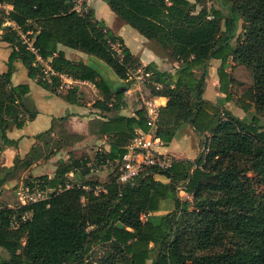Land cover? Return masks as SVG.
Masks as SVG:
<instances>
[{"label":"trees","instance_id":"16d2710c","mask_svg":"<svg viewBox=\"0 0 264 264\" xmlns=\"http://www.w3.org/2000/svg\"><path fill=\"white\" fill-rule=\"evenodd\" d=\"M103 1L179 66L173 71L141 66L122 36L96 18L85 1L78 6L77 0H0L11 5L0 8V40L11 47L7 68L0 72V150L16 143L6 131L23 127L37 113L26 99L28 82H11L15 61L52 93L59 94L64 76L101 91L92 106H121L127 87L111 88L87 62L67 58L57 47L61 44L103 60L124 82L137 68L150 72L151 95L167 98L155 123L161 143L167 145L178 126L188 123L204 136L207 151L194 159L170 158L167 167H148L133 183H121L117 175L125 147L135 128L147 129L143 107L133 115L89 120L90 133L111 138L110 150L96 159L112 160L115 175L98 190L90 181L66 186L67 173L81 180L90 171L87 159L70 157L58 161L52 177H33L61 187L49 199L18 210L0 203V247L8 253L0 264H264V0H217L209 9H196L198 0ZM236 21L241 30L233 33ZM212 58L220 60L216 76L224 97L218 101L233 100L235 86L236 102L249 118L202 98ZM63 97L81 103L75 84ZM65 119L54 118L47 132L68 144L77 137L66 132ZM10 173L0 165V191ZM166 200L173 208L157 213ZM25 210L31 217L13 228L11 216ZM96 245L105 251L94 261L88 257Z\"/></svg>","mask_w":264,"mask_h":264},{"label":"crops","instance_id":"0c3cea01","mask_svg":"<svg viewBox=\"0 0 264 264\" xmlns=\"http://www.w3.org/2000/svg\"><path fill=\"white\" fill-rule=\"evenodd\" d=\"M83 1H85L87 6L93 8L96 18H99L97 16V7L102 9L106 8V2L104 3L103 0ZM9 9H11V5L7 4L6 10ZM114 18H116V15ZM6 24L15 27L14 23L11 21H7ZM127 26L129 25L121 21V23L115 28L114 32L122 36L129 50L139 59L141 66H146L151 63L161 71H173L179 66V63L170 58L167 53L158 50L152 41H149L131 26L132 29ZM57 47L71 60H81L86 62L90 58L87 54L70 47L61 44H58ZM10 51L11 47L9 44L0 40V72L5 71L7 68L6 60ZM219 63V59L212 58L209 60L208 72L203 84L202 98L213 103H216L218 99L224 97V94L219 91L218 79L216 76V69ZM131 77L132 76H130L129 80L125 82L118 77L112 79V83L110 84L111 88L115 89L118 86L127 87L121 99V106L117 109L101 110L92 106V103L97 99H101L102 96L87 87L86 81L63 77L64 82L66 81L68 84H75L78 86L79 97L82 96L81 92H83L86 97L85 102L80 98V104L71 103L63 97L66 89L59 90V94H55L42 88L36 84L33 79L28 77L25 66L20 61H15L11 82L12 84L28 82L30 90L26 95V99L27 102L31 103L32 108L36 109L37 113L34 119L28 121L23 127H11L6 131L7 137L14 140L16 143L10 146H3L0 150V165L11 170V173L7 175L1 187L0 201L2 200L4 191L8 190L9 187L17 181L22 183V178L25 175L36 177L37 175L47 173L48 177H52L58 161L60 159L67 161L66 158L68 154H66V151H63L65 148H68L67 150L83 148L90 154L89 149L85 146L90 142H95L96 144H100V147L97 148L98 150L101 152H108L111 148L110 136L104 135L100 137L94 133H90L88 130V122L93 118L107 119L115 113L133 115L135 111L140 108L139 106L131 108L133 100L129 93L134 90L135 87L139 86V82L135 81L136 84H134V82L131 81ZM87 98L92 99L88 100ZM150 98L159 103L160 106L165 105L167 100L165 96H154L151 94ZM63 116H66V119L62 122L66 132L73 137H77V139L72 141L69 139L68 144H63L54 131L47 132L52 125V120ZM55 124H61V121L57 120ZM63 130L64 129H61V133L65 134ZM177 133L179 134V130H176L175 136L167 145L160 144L161 146H156V152L163 155H175V151H177L176 146L181 141L176 137ZM50 137L59 140L62 143L58 153L56 152L47 158L39 156L37 152H39V149L45 145L46 139ZM56 160L57 163L54 162ZM45 161L52 165L53 168L51 173L44 171L45 166L43 163H45ZM4 185H6V187H4ZM7 205L9 206L12 204Z\"/></svg>","mask_w":264,"mask_h":264},{"label":"rangeland","instance_id":"374dc122","mask_svg":"<svg viewBox=\"0 0 264 264\" xmlns=\"http://www.w3.org/2000/svg\"><path fill=\"white\" fill-rule=\"evenodd\" d=\"M82 1L83 0H77L78 6L81 5ZM190 1L194 2L195 0H190ZM198 1L199 2L196 4V9H199L202 5H205L207 9L217 6V0H198ZM105 7L106 8H103V9L97 7V16L99 17V19L104 20L105 23L109 27H111V29L114 31L115 28L121 23V20L118 19L117 17L114 18L115 17L114 12L107 6L106 3H105ZM127 27H130V26H127ZM221 27L224 28L222 23H221ZM240 30H241L240 22H238V29L236 32H239ZM232 44L233 45L236 44V39H233ZM157 49L160 50L159 48ZM89 57H90L89 60L86 62L99 73L101 78H103L108 84H111L112 79L117 77L113 69L109 65H107L103 60L99 59L98 57H95V56H89ZM208 67H209V64H208ZM207 72H208V68H207ZM147 80L148 79H146V81L142 80L139 83V86L135 87L134 90H132L129 93V95L132 97V100H133V105L131 106V108L138 107V106L143 107L144 101L150 98V94H151L150 92L152 89L151 85H153L154 83H151L149 81L147 82ZM131 81H133L134 84H136L135 81L137 80H135L134 77L132 76ZM86 82H87L86 84L87 87L92 89V91H96L102 96L101 91L96 86H94L89 81H86ZM64 89H66L65 86L61 88V90H64ZM231 91L233 92L234 99L231 101L222 102V103L218 101L219 105H222V108L228 109L237 117L249 118L250 114L245 113L239 107L238 103L236 102V99L238 97V94H236V87L233 86L231 88ZM81 95L82 96L80 98L82 99L83 102H85L86 97L84 96V93L81 92ZM90 99L92 98H89L88 100ZM29 105L30 107H32L31 103H29ZM260 120L261 122H264V115L260 116ZM177 130H179V134L177 133L176 137H178L179 140H181L179 144L176 146L177 151H175V155L167 154L165 156L170 157V158H178V157H186V158H191V159L196 158L199 155V153L202 151L204 136L201 133L196 132L188 123L180 124ZM47 139L45 141V145L39 149V152H37L39 156H44L45 158L49 157L50 155L56 152L58 153L59 148L62 145V143L59 140L53 139L52 137L47 138ZM85 147L89 149L90 154L83 148L81 149L77 148L75 150H67L68 148L63 149V151H66L67 152L66 154H68L66 158L67 161L70 159V157L76 158V159L80 157L81 160L87 159V164H86L87 166L89 165L94 166V163L96 162L95 155L101 152L100 150L97 149L98 147H100V144H96L95 142H90ZM54 162L57 163V160ZM41 164H38V165H41ZM43 164L45 166L44 171L51 173L52 168H53L52 165L46 161ZM116 170H117V167L113 165L109 167H101V168L89 171L87 175L83 177V179L81 180L76 179L75 176L77 173H74V172L67 173L65 176L67 178V182L70 185H73V184L80 185L82 183L90 181V182L96 183L95 189L98 190L103 187L104 183L108 180L109 175H115ZM43 175L48 177L47 173L40 174L37 176H43ZM33 177L35 176L25 175L22 178V183L30 184L33 180ZM20 184L21 183L17 181L15 184L11 185L8 190L4 191L3 197L0 203L6 206H8L7 204L15 205L17 203V199H15L16 190ZM4 187H6V185H4ZM85 188H89V186H85ZM178 195L181 198L190 199L189 195H186L184 192L180 190H178ZM172 208H173V202L171 200H166L163 204V209L159 210L157 213H165L171 210ZM104 251H105L104 247H101L100 245H96L92 248L91 252L89 253L88 259L95 261L100 256L104 255ZM0 256L5 259L8 257V253L6 252V250L1 247H0Z\"/></svg>","mask_w":264,"mask_h":264},{"label":"built area","instance_id":"2783aa9c","mask_svg":"<svg viewBox=\"0 0 264 264\" xmlns=\"http://www.w3.org/2000/svg\"><path fill=\"white\" fill-rule=\"evenodd\" d=\"M0 8L6 10L7 4L0 3ZM29 48L35 52L36 49L31 45V40L27 39ZM37 59L48 68L47 62L44 61L40 55L37 54ZM150 72L143 71L141 68H137L132 72V76L139 83L150 76ZM64 77V76H63ZM64 82V78H63ZM68 84L64 82V86L67 88ZM159 85H157L158 87ZM160 104L148 98L144 101L143 109L146 120L147 129L140 128L134 129V135L125 147V152L122 156L119 166V173L117 180L121 183H133L137 177H139L148 167L157 166L159 168H165L170 164V157L156 152L155 147L161 144L158 136L155 134L156 120L158 118ZM202 151H207V147L203 146ZM94 166L90 165V170L98 169L101 167H109L114 163L110 159H95ZM66 186H70L66 182ZM60 185L51 187L46 184L42 179H33L30 184L21 183L16 190L17 203L15 205H9V207L18 210L22 206L30 205L39 201H44L50 198L55 190L60 189ZM31 210L18 211L11 216V226L18 227L20 223L26 221L31 217ZM144 217V214L141 215Z\"/></svg>","mask_w":264,"mask_h":264},{"label":"water","instance_id":"95a60500","mask_svg":"<svg viewBox=\"0 0 264 264\" xmlns=\"http://www.w3.org/2000/svg\"><path fill=\"white\" fill-rule=\"evenodd\" d=\"M219 3H222V0H219ZM237 29H238V22L236 21L233 33H235Z\"/></svg>","mask_w":264,"mask_h":264}]
</instances>
